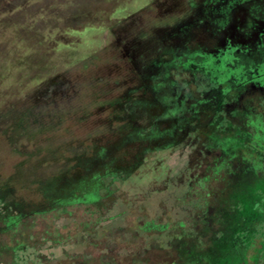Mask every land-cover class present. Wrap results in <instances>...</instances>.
Instances as JSON below:
<instances>
[{
  "label": "rangeland",
  "instance_id": "1",
  "mask_svg": "<svg viewBox=\"0 0 264 264\" xmlns=\"http://www.w3.org/2000/svg\"><path fill=\"white\" fill-rule=\"evenodd\" d=\"M151 2L0 0V214L14 204L24 213L0 232V264H263L264 190L252 198L261 210L240 204L229 214L240 166L209 146L205 118L196 129L187 122L185 136L175 126L173 143L148 147L133 134L166 124L156 98L147 104L136 89L134 48L149 53L143 41L164 25ZM172 76L188 97L174 126L191 119L194 95L209 88L191 72ZM257 99L253 113L263 111ZM218 124L227 131V117ZM105 163L95 199L58 205L47 197L46 185L83 179L87 164L105 173Z\"/></svg>",
  "mask_w": 264,
  "mask_h": 264
},
{
  "label": "flooded vegetation",
  "instance_id": "2",
  "mask_svg": "<svg viewBox=\"0 0 264 264\" xmlns=\"http://www.w3.org/2000/svg\"><path fill=\"white\" fill-rule=\"evenodd\" d=\"M146 1H152L156 20L164 25L150 28L143 41L150 45L149 53H142V47L134 48V65L142 82L136 89L148 96L143 99L147 104L156 98L166 124L161 127V120L151 121L144 132L137 129L133 134L137 138L144 135L151 147L166 138L176 142L173 135L177 127L183 128L185 136L190 132L188 123L196 122L192 125L196 129L207 122L210 127L206 131L212 138L209 146L228 151V163H248L245 168L251 163H264V106L256 113L250 106L256 98L264 103V0ZM133 44L128 42L130 47ZM176 70L207 81L209 89L194 95L197 110L192 111L191 119L182 115L181 124L173 126L171 121L177 122L174 114L183 113L188 100L175 88L172 75ZM138 99L137 106L142 103ZM202 103H206V109ZM227 104L231 108L226 109ZM237 105L241 109H236ZM236 115L241 116V122ZM226 117L228 126L223 130L227 131L219 132L217 125ZM238 151L243 155L237 159ZM232 174L231 179H236Z\"/></svg>",
  "mask_w": 264,
  "mask_h": 264
},
{
  "label": "trees",
  "instance_id": "3",
  "mask_svg": "<svg viewBox=\"0 0 264 264\" xmlns=\"http://www.w3.org/2000/svg\"><path fill=\"white\" fill-rule=\"evenodd\" d=\"M237 153V152H236ZM98 164V163H97ZM108 166L110 163H105ZM102 165V164H100ZM248 163H239L240 170L237 169L233 173L236 179L230 178L229 190L230 197L227 206L229 214H237V205H242L241 210H261L259 208V203L262 200H254L256 193L264 190V163H251L247 168H245ZM92 165L87 164L86 170H90L88 175H85L83 179H69L65 182H57L55 184H49L45 186V193L48 198H51L54 204H70L79 201H88L95 199L97 197L98 189L102 186V178L109 174L111 165L106 168V172L103 173V166H97L96 169H90ZM254 200V201H253ZM16 211L12 209H5V213L0 214V220L3 221L4 226L0 229V232L6 231L7 228L15 226L18 224L23 217L22 206L14 204ZM234 211V212H232ZM231 214V215H232ZM230 215V216H231ZM230 228V227H229ZM220 229V228H218ZM225 229V228H224ZM227 229V228H226ZM188 246L187 243L183 242L180 246ZM192 247L188 246V248ZM209 257V256H208ZM208 260V259H207ZM216 264V263H214Z\"/></svg>",
  "mask_w": 264,
  "mask_h": 264
}]
</instances>
